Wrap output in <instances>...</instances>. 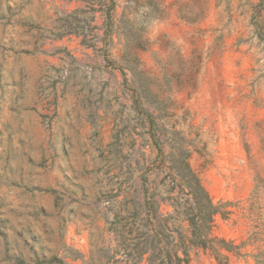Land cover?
<instances>
[{"label":"rangeland","instance_id":"374dc122","mask_svg":"<svg viewBox=\"0 0 264 264\" xmlns=\"http://www.w3.org/2000/svg\"><path fill=\"white\" fill-rule=\"evenodd\" d=\"M180 144L219 253L264 264V0H0V264H131L114 211Z\"/></svg>","mask_w":264,"mask_h":264},{"label":"trees","instance_id":"16d2710c","mask_svg":"<svg viewBox=\"0 0 264 264\" xmlns=\"http://www.w3.org/2000/svg\"><path fill=\"white\" fill-rule=\"evenodd\" d=\"M187 156L188 150L180 144L176 156L166 166H157L166 169L169 177L168 184L161 188L151 186L144 172L139 174L138 185L131 187L138 196L132 214L123 217L121 208L114 211L115 246L128 249L122 260L131 264L142 260L146 264H191L189 250L198 247L212 250L219 264H227L226 257L218 251V245L226 242L210 234L213 216L221 213L220 208L213 204ZM122 191L118 186L115 196ZM121 202L115 200L116 204ZM162 205L171 210L162 211Z\"/></svg>","mask_w":264,"mask_h":264}]
</instances>
